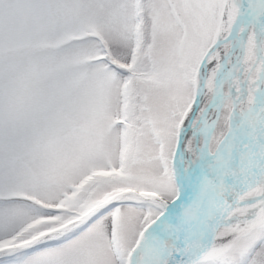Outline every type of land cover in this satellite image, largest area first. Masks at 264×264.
Segmentation results:
<instances>
[{"label": "snow or ice", "instance_id": "snow-or-ice-1", "mask_svg": "<svg viewBox=\"0 0 264 264\" xmlns=\"http://www.w3.org/2000/svg\"><path fill=\"white\" fill-rule=\"evenodd\" d=\"M0 264H264V0H0Z\"/></svg>", "mask_w": 264, "mask_h": 264}]
</instances>
